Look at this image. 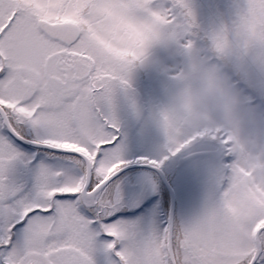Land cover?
Wrapping results in <instances>:
<instances>
[{"label":"snow or ice","instance_id":"1","mask_svg":"<svg viewBox=\"0 0 264 264\" xmlns=\"http://www.w3.org/2000/svg\"><path fill=\"white\" fill-rule=\"evenodd\" d=\"M109 13L146 19L187 63L217 65L264 112V96L208 40L224 26L264 48V0H236L207 29L192 0H0V264H264V164L246 176L227 134L192 133L159 159L127 158L118 101L131 83L93 38ZM184 152L209 177L199 212L146 228L125 219L121 173L160 170ZM18 166L30 183L11 179ZM243 185L255 194L237 216L225 202Z\"/></svg>","mask_w":264,"mask_h":264},{"label":"rangeland","instance_id":"2","mask_svg":"<svg viewBox=\"0 0 264 264\" xmlns=\"http://www.w3.org/2000/svg\"><path fill=\"white\" fill-rule=\"evenodd\" d=\"M192 3L198 22L207 29L218 25L221 20L226 22L236 0H192ZM109 17L104 30L94 32L93 38L99 46L106 45L109 49L107 53L115 58L132 52L143 68L140 73L132 70L130 63L123 62L131 87L138 88L141 95L130 88L127 95L122 94L123 98L118 101V117L124 125L128 159H159L165 153L166 146L180 145L179 142L193 132L205 127L213 131L221 127L220 132L232 139L233 152L246 176L264 164V161L257 159L264 152L263 117L256 108L249 110L243 107L242 100L246 97L238 87L232 86L226 73H222L217 65L196 58L187 63L180 49L174 45L168 46L152 24L137 14L124 16L109 13ZM208 37L221 53L235 57L246 77L253 78L255 84L264 89V48L257 40L242 39L233 29L224 26L212 30ZM111 50L117 51V54ZM215 54L227 65V60ZM183 67L185 69L181 71ZM141 74L145 75L144 79H140ZM140 97L144 98L145 103L140 102ZM158 109L165 116L164 119L156 111ZM39 155L41 160L46 159L43 152ZM178 163L176 158H172L162 168L170 179L169 183L178 171L173 184L177 194L176 220L190 218L199 212L209 182L208 174L199 160L183 164L179 170L175 169L179 167ZM146 176L153 178L150 172L144 170L124 172L120 176L127 202L125 209L137 207L155 195L154 185ZM254 194V188L243 185L232 193L225 202V208L239 216L246 210ZM165 201L170 211L172 201L168 193ZM156 212L157 207L152 205L142 216L126 219L138 223L142 228L153 224L159 226Z\"/></svg>","mask_w":264,"mask_h":264},{"label":"flooded vegetation","instance_id":"3","mask_svg":"<svg viewBox=\"0 0 264 264\" xmlns=\"http://www.w3.org/2000/svg\"><path fill=\"white\" fill-rule=\"evenodd\" d=\"M101 48L104 49V47H101ZM263 63H264V61H263ZM131 69L133 70L132 67H131ZM263 80H264V78H263ZM246 81L250 84V89H252L255 93H256V91H258L260 95L264 96V89H261L260 86H257L255 84L256 82L254 81L253 78H251V77L248 78L247 77ZM122 98L123 97L121 95V97L119 98V100L122 99ZM248 106L249 107H252V108H256L257 111L260 112V114L263 117V124H264V112H262L257 106H254L253 104L252 105H249V103H248ZM249 107L247 109L251 110L252 108H249ZM121 125H122V130H123V128H124L123 123H121ZM23 150L26 153H29V154H34L35 153V152H32L31 150H29L27 148H24ZM37 160H41V158L39 156H37ZM19 178H21V179L18 180ZM11 179L13 181H15V182H18V183H21V182H29L30 183L31 175H30V173L26 169L23 168V166H18V168L13 172V175L11 176ZM143 214L138 215V217L142 216ZM158 224H159V226H162L163 224H165V222L159 221Z\"/></svg>","mask_w":264,"mask_h":264},{"label":"water","instance_id":"4","mask_svg":"<svg viewBox=\"0 0 264 264\" xmlns=\"http://www.w3.org/2000/svg\"><path fill=\"white\" fill-rule=\"evenodd\" d=\"M137 166H145V165H131V166H129L128 168H126L125 170L130 169V168H133V167H137ZM147 167H149V166H147ZM125 170H124V171H125ZM168 187H169L170 189H172V188L170 187V185H168ZM171 195H172L171 218H174V210H175V202H176V198H175V195H174L173 190H171Z\"/></svg>","mask_w":264,"mask_h":264},{"label":"bare ground","instance_id":"5","mask_svg":"<svg viewBox=\"0 0 264 264\" xmlns=\"http://www.w3.org/2000/svg\"><path fill=\"white\" fill-rule=\"evenodd\" d=\"M138 217V216H137Z\"/></svg>","mask_w":264,"mask_h":264}]
</instances>
